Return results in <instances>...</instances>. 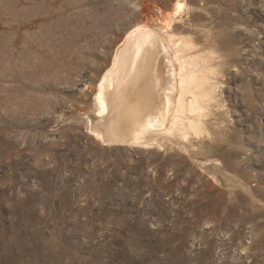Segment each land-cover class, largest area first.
<instances>
[{"label": "rangeland", "instance_id": "374dc122", "mask_svg": "<svg viewBox=\"0 0 264 264\" xmlns=\"http://www.w3.org/2000/svg\"><path fill=\"white\" fill-rule=\"evenodd\" d=\"M0 264H264V0H0Z\"/></svg>", "mask_w": 264, "mask_h": 264}, {"label": "bare ground", "instance_id": "6f19581e", "mask_svg": "<svg viewBox=\"0 0 264 264\" xmlns=\"http://www.w3.org/2000/svg\"><path fill=\"white\" fill-rule=\"evenodd\" d=\"M143 56H144V55H143ZM144 57H145V56H144ZM141 69H142V67L140 68V70H141ZM140 70H139V71H140ZM141 74H143L142 71H141ZM125 99H126V97H125ZM128 103H129V102H128ZM128 103H124V104H123L124 109H125V108H126V109H129V108L131 107L130 105H132L133 108L136 107V104H132V103H129V104H128ZM143 107H144V106H143ZM124 118H125V117H124ZM116 121H117V119H116ZM118 123H122V125H124L125 122H122V121L120 122V121H119V122H117V124H118ZM118 125H120V124H118ZM121 131H122V132H126L125 130H121Z\"/></svg>", "mask_w": 264, "mask_h": 264}]
</instances>
